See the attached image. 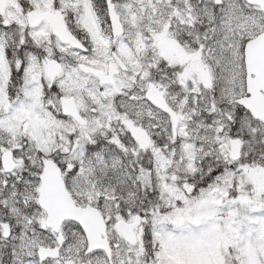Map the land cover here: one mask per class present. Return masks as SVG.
I'll return each instance as SVG.
<instances>
[{
  "label": "rangeland",
  "instance_id": "rangeland-1",
  "mask_svg": "<svg viewBox=\"0 0 264 264\" xmlns=\"http://www.w3.org/2000/svg\"><path fill=\"white\" fill-rule=\"evenodd\" d=\"M58 1L60 0L29 1L24 10L28 9L29 6L50 9L52 4ZM147 1L149 2V0L123 1L118 5V13L122 16L123 22L127 24L128 28L126 38L132 45H136L137 47L134 52H131V46H128V50H126L123 39L118 40L117 45L121 47L122 55L127 57L126 63L131 70V74H123L118 80V84L122 90L132 88L141 92L143 90L140 85L135 84V80H142L145 76L144 71L140 69L145 66V64L141 65L143 60L141 57H143L146 44H144L145 32L148 31V33L156 34L159 30H161L160 32H164L162 30L166 29V27L171 28L168 25L169 18H166L164 21L161 15L169 17L171 14L174 17H180V13L173 14L171 12L174 10L171 7L172 0H161L160 3L152 6H149ZM221 1L223 4L220 7L212 5L211 10L212 28H214L212 31L214 37L213 47L208 53H202V55L199 51H192V62L187 64L186 79L189 82H194L189 84L190 86L186 85L187 88L180 90L178 93L182 99V106L186 108L184 111H181L183 121L181 125V143L171 145L177 146L175 148L172 147L167 150L155 149L151 150L148 154L142 153L135 146H132L130 150H126L124 147L119 146L117 141L114 143L123 152L127 165L131 166L129 169L134 176V184H138L142 190H145L147 187L151 188L150 194L153 199L148 198L146 202L145 198H140L139 201L134 198L132 202L126 195L118 194L117 196H112L113 192H110L109 189L112 188V184L117 186L118 177L107 174V169L103 162L97 161V165H94V167H86L87 163L93 162L94 156H88L86 151L77 154L78 150L82 148V145L78 142V136L83 135L84 131L80 129L76 130L80 131V133L74 131L76 127L71 126L58 115L60 107L58 98L61 96L75 97L81 112L86 115L97 130H109L111 119L109 114L115 113L117 110L133 113L132 116L135 120H132L128 115L123 119L124 124H131L132 122V124L138 125L141 123L140 119L144 117L141 116L144 114L143 108H138L135 103L128 106L121 105L126 98L123 97L120 100H116L111 90L108 89L106 90V94L111 98L113 105H119V109L113 107L111 103L105 104L101 96L103 88L93 78L83 77V75L78 73L77 69L69 71L64 64L54 61L51 50L46 51L44 55L38 56L34 54L32 56L31 52L27 51V48L20 49L19 44L16 42V37L18 33L25 34L26 32L24 23L26 14L22 12L16 0H9L5 20H1L0 24V41L10 50H15L14 54L9 53V59L14 63L15 74L14 76L11 74L6 66L3 55L0 53V154L4 150L13 151L18 164V170L11 175L5 176L0 168V191H11L7 195V198L10 199L6 200V204L14 202L17 196L23 200L21 202L23 208H19V210L21 222L25 225L21 233V247L25 251L29 253L31 249L29 244L30 222L27 218L30 215L37 218L42 215L37 211L36 207L34 210L31 208V201L29 199L31 197H38L40 181H38L36 175L42 172L45 161L52 159V157H55V161L64 172H67L66 183L69 185L70 188H68L80 207L91 205L101 209L104 215L112 220L124 217L123 220L126 219L130 223L137 225L138 248L131 249L122 239H113V243L118 248L115 251L117 264H156L152 258L150 261H144L145 263L141 262V259L145 255V248L151 241L149 237L151 236V221L153 220L160 222V224L161 221L164 224H185L188 229V221H193L195 224L200 225L202 216L213 218L216 215L217 201L214 195H217V193L213 190L215 189L214 187H220V184H223L221 181L223 178L212 177L206 179V176L214 170L213 167L222 168L226 166L229 139L231 138L230 132L233 131L231 122L233 116L219 110L217 105L208 102L207 112L211 117L204 118L206 124L198 121L195 127L191 125L190 122L194 120L192 111L197 110L201 101L198 100L200 98V91L198 92L197 89L199 85L204 87V84L200 82V75L205 74L202 61L208 60L211 63L215 77L219 78L217 82L218 86L215 90L222 97H226L229 100L237 98L243 93L242 86L244 84L240 50L243 52L245 44L264 31V18L259 10L245 5L242 0ZM80 2L81 0H79V4ZM61 6L64 7L65 2ZM83 7V17L80 20V27L83 30L85 28V31L91 32L92 37L96 36L95 23L91 18L85 0ZM183 15L184 18L189 17L187 13ZM149 21H153L156 27H148ZM29 34L31 35V40L37 45H40L38 43L39 39L41 41L48 40L46 43L50 44V34L47 28H42L37 32ZM45 38L47 40H44ZM90 41L92 44L93 40ZM22 44L24 45L25 42ZM171 44L172 48L176 45L173 41H171ZM56 47L60 52L68 53V51H64L59 45H56ZM91 49V56L84 57L78 54L75 56L78 60L88 63L95 68L107 70V66L99 64L98 60V57H100L109 61L106 48L103 47L102 51H100L98 47L92 46ZM184 49H186V52H189L187 48ZM183 52L180 51L184 57L181 59L185 60L187 55H183ZM24 54L23 61L26 63V66H22L23 63L15 60L16 56ZM158 55L159 52L154 51V56ZM177 57L180 58V56ZM184 75L185 71L182 69L181 76L183 77ZM13 79L11 104H8L2 95V90L5 89L7 82ZM172 86L174 85H170V87ZM166 87H169V84H166ZM134 101H137V99L134 98ZM46 104L55 113L56 119L53 120L54 123H52L49 130L43 133L42 124H46L44 122V112L50 116L46 110ZM155 116L163 130H168L166 119L158 113ZM225 121L227 122L225 123ZM24 123L29 124V128L25 134L22 132ZM98 124H100V128ZM151 125L152 123L150 122L148 127H151ZM240 126V130L247 133L255 130L248 128L244 122H241ZM202 128L205 129V133H203ZM74 132L76 133L74 134ZM73 134L74 137H71ZM157 134L161 137V134ZM185 134L201 138L203 142L198 141L195 143L194 139H192L193 142L186 144L189 139L184 138ZM55 136L61 138L60 142L59 140L56 142L58 147L59 144L60 146L63 145L60 151L64 152L67 159L73 160V157L77 161L76 164L70 161L67 162L60 157L64 156V154L58 155L56 146L53 144ZM90 143L95 145L94 142L90 141ZM146 158H149L152 162L150 172L142 166ZM202 162L205 164L202 165ZM117 165L118 162L116 161L110 164L112 172L116 171ZM199 168H203L199 174L200 180L203 182L207 180V182L213 184L214 187H210L212 190L206 186L200 190L193 187V184L190 183L193 181ZM154 175H157L154 178H158L159 181L155 182L151 177ZM122 180H125L124 176ZM226 181L235 190L238 186H245L243 179L237 180L234 174H227ZM246 185L252 187L253 191H250L254 193L255 199H259L258 195L262 193L258 188L264 187V178H259L256 184L251 183ZM226 187L225 185L219 190L216 189V191H219L220 194H225L227 192ZM158 189L168 196V200L158 195ZM242 191V193H239L238 199L236 198L237 201L231 202V205L234 203L247 204L245 203V199L249 202L253 199L245 195L243 188ZM187 192L192 194L194 199H198L195 208L191 207L188 198H186L185 193ZM24 201L29 203L25 204ZM2 204H5V201L3 197H0V206ZM130 209L145 210V214L147 215L146 220L138 224V217L135 214H131L132 210ZM253 213L252 224H256L258 221L264 222V217H260V215H264L263 210H254ZM225 222L222 231L214 232L212 227H205V235L200 242L196 240L190 231L187 238H184L180 234L174 235L164 231V240H167L165 248H171L174 252L173 263L178 264L181 261L180 259H188L191 261L190 264H209L203 250V244H208L212 248L211 252L216 264H220L218 259V256L221 255L218 246L220 239L218 240L217 238H222L220 243L226 253L233 252L232 254H241L245 257V261L234 259L233 264H263L260 253H253L251 251L252 247L249 245L250 241L246 242L248 232L257 235L256 228L247 225L244 234L240 235L226 217ZM262 224L264 225V223ZM206 226H211L208 219ZM149 227L150 229L147 231ZM39 237L40 235L36 236L37 243L39 242ZM57 242L60 247L65 244L62 249L66 264L81 262L82 254L83 259H86L84 261L88 264H105L104 257L100 254L93 256L92 254L89 256L85 255L84 252L87 248L86 241L72 224H68L63 234L57 238ZM9 264H23V260L15 253Z\"/></svg>",
  "mask_w": 264,
  "mask_h": 264
},
{
  "label": "flooded vegetation",
  "instance_id": "flooded-vegetation-1",
  "mask_svg": "<svg viewBox=\"0 0 264 264\" xmlns=\"http://www.w3.org/2000/svg\"><path fill=\"white\" fill-rule=\"evenodd\" d=\"M186 5L187 9L190 11L189 18H184L183 21L181 19L177 20V18H173L172 22L168 23L171 28L165 29V32L169 37L168 41L170 42H166L165 40H162V38H159L158 40L157 35L149 36L153 42L151 41L149 44V48H146L147 51L144 52L145 56L142 60V64H145V76L143 80L145 84L150 85L152 84V82L162 83V78L166 66L168 67V70L171 71V69H169L170 64H174L177 59L183 61L181 58L184 57L181 55L180 51H184L183 55L186 54L188 56L187 57L185 55L186 59H188L186 62H191L193 52H208L213 47V34L211 33V27L209 26L207 18V12L211 8L212 0H187ZM199 9L201 11L200 13L198 12ZM204 9H206L207 11ZM77 36L82 40V37L80 35ZM171 41L176 44L174 48H172ZM53 43H55L54 40L51 41V44L49 46H53ZM153 43L154 46H152ZM181 45L184 48H187L189 52H186V49H184ZM64 48L66 49L63 50L68 51V53H59L63 57V59L66 60V62H69L68 54H70V51H75H72L67 46H64ZM153 49H157V51H159L160 58L154 56ZM113 54L114 53H112V55ZM177 54H179L180 58L176 56ZM109 65L111 64H108V66ZM208 78L209 76H206V79ZM240 112L247 116L246 111ZM248 122L250 123L249 120ZM257 147L258 141H242V151L243 153L245 152V156L243 159L245 160V162H250L252 160L262 162L260 160V151L257 150ZM6 225H9V227H6ZM21 233V221H18L16 218H11L9 214L6 215L5 210L0 206V264L11 263L14 254L17 251H21Z\"/></svg>",
  "mask_w": 264,
  "mask_h": 264
},
{
  "label": "water",
  "instance_id": "water-1",
  "mask_svg": "<svg viewBox=\"0 0 264 264\" xmlns=\"http://www.w3.org/2000/svg\"><path fill=\"white\" fill-rule=\"evenodd\" d=\"M6 1L7 0H2L0 3V11L2 13L5 9ZM251 4L260 5L264 10V0H252ZM109 13L112 21L114 35L115 37H117L121 33V27L119 24V19L115 14L114 7L112 5L109 6ZM55 34L63 41H66L68 39V35L61 27L55 29ZM69 42L74 45L76 44L71 39H69ZM258 45H260L262 48H259L254 52H250L251 54L247 52V63L249 68H253V62L257 61L258 54L261 57L262 62H264V50L263 53L258 52L260 49H264V36L258 40ZM262 71H264V66L262 67ZM158 97L160 96L158 95ZM157 106L161 107L162 109L167 108L160 98H158ZM73 113V111L70 112V114ZM74 117L76 119L79 118L76 114H74ZM256 117L264 122L263 108L258 111ZM233 152H239V149L234 146ZM3 161L5 168H8V166H12V154H5L3 157ZM41 180L43 185L41 203L42 207L47 211L49 215V221L47 225L58 231L59 226L63 220L78 221L86 231L91 250L107 249V241L101 239V235L106 236V227L99 213L97 211H92L89 209L86 211H81L74 206L73 200L68 196L66 189L62 183L61 171L53 162H48L46 164ZM119 229L129 243H135V237L133 235L132 227H126L124 224H120ZM44 254L51 256L50 252H44Z\"/></svg>",
  "mask_w": 264,
  "mask_h": 264
},
{
  "label": "trees",
  "instance_id": "trees-1",
  "mask_svg": "<svg viewBox=\"0 0 264 264\" xmlns=\"http://www.w3.org/2000/svg\"><path fill=\"white\" fill-rule=\"evenodd\" d=\"M102 1H104V0H102ZM157 252H159V253H160V250H158Z\"/></svg>",
  "mask_w": 264,
  "mask_h": 264
}]
</instances>
